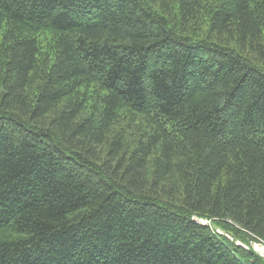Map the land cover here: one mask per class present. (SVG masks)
Here are the masks:
<instances>
[{"label":"trees","instance_id":"16d2710c","mask_svg":"<svg viewBox=\"0 0 264 264\" xmlns=\"http://www.w3.org/2000/svg\"><path fill=\"white\" fill-rule=\"evenodd\" d=\"M227 234L264 241V0H0V264H264Z\"/></svg>","mask_w":264,"mask_h":264},{"label":"built area","instance_id":"2783aa9c","mask_svg":"<svg viewBox=\"0 0 264 264\" xmlns=\"http://www.w3.org/2000/svg\"><path fill=\"white\" fill-rule=\"evenodd\" d=\"M198 222H201L202 224H209V221H203V219H198ZM216 231L219 234H224V232L220 229H216ZM227 237L230 238V236L227 234ZM231 239V238H230ZM237 244H239L241 247L245 248V249H251L252 251H254L260 258L263 259L264 261V241L261 239H255V238H250L248 244H241L239 242H237Z\"/></svg>","mask_w":264,"mask_h":264},{"label":"rangeland","instance_id":"374dc122","mask_svg":"<svg viewBox=\"0 0 264 264\" xmlns=\"http://www.w3.org/2000/svg\"><path fill=\"white\" fill-rule=\"evenodd\" d=\"M41 34L39 35V39L41 40V39H43V38H45V37H47V35H48V33H45V32H40ZM203 221H208V220H205V219H203ZM211 226H213L214 227V224L213 223H209ZM219 229H221V228H219ZM222 231H223V229H221ZM224 232V231H223ZM225 233V232H224ZM229 235V234H228ZM231 238V237H230ZM231 240H233L234 241V243L236 244V245H239V244H237V242H239V243H241V244H248V242H249V238L246 240V241H244V240H242L241 238H236V237H234L233 236V238H231ZM240 246V245H239Z\"/></svg>","mask_w":264,"mask_h":264}]
</instances>
